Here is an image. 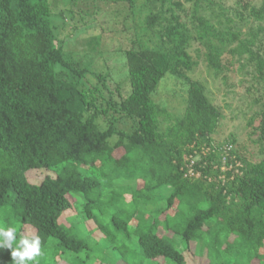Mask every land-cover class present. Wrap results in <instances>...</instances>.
Wrapping results in <instances>:
<instances>
[{
    "label": "trees",
    "instance_id": "1",
    "mask_svg": "<svg viewBox=\"0 0 264 264\" xmlns=\"http://www.w3.org/2000/svg\"><path fill=\"white\" fill-rule=\"evenodd\" d=\"M137 1L0 0V264H264V110L247 124L256 155L233 135L216 143L222 113L188 76L202 60L225 81L236 63L264 84V25L240 39L200 15L210 0H144L139 26L157 40L133 29L103 73L90 68L102 33L78 54L58 40L80 4L134 15ZM193 41L205 48L196 60ZM166 76L184 88L180 116L152 99Z\"/></svg>",
    "mask_w": 264,
    "mask_h": 264
},
{
    "label": "rangeland",
    "instance_id": "2",
    "mask_svg": "<svg viewBox=\"0 0 264 264\" xmlns=\"http://www.w3.org/2000/svg\"><path fill=\"white\" fill-rule=\"evenodd\" d=\"M143 2L144 0L137 1L134 7V15L123 4L99 5L96 12L91 5L80 4L79 8L81 7L82 11L73 10L74 12L71 16L67 15L66 23L57 29L58 40L68 42L69 50L71 49L75 54H78L85 49L84 42L88 37L102 33L104 43L100 51L102 50V53L105 52V54L103 56L97 55L93 60L91 55H85L83 60L81 59V65L90 64L92 60L91 70L103 73L107 67L115 66L114 61L117 57L110 56L112 50L130 46L133 29H136L138 34H142L144 41L150 40L149 44L151 45L157 40L156 36L150 32L142 33V28L139 26L143 17L139 13H144L147 10V8H144L139 11L141 6L144 5ZM210 3L201 5L200 15L219 28L228 27L231 31L238 32L240 39L245 38L249 32L255 31L258 25H264L255 21L254 17V15L264 12V0H210ZM69 8L67 5H59L53 12L68 11ZM184 8L185 13L182 17L186 18V15L188 17L190 13V5L185 4ZM223 14L225 18L230 19L232 22L226 23ZM258 41L259 56L264 60V33L260 34ZM204 51L205 48L198 44L197 41H193L189 48V53L194 60H196V54L202 55ZM104 58L110 59L106 62ZM239 68L240 66L235 63L233 67H230V71H225L223 75L226 80L224 81L221 77H215L207 69L204 61L199 60L198 65L188 73V76L192 80L200 81L205 86L208 99L222 113V120L212 139L216 143H221L226 141L229 135H233L237 142L236 149L238 152H241V148L244 147L245 154L250 157V154L256 155L258 147L250 143L247 124L255 113L264 110V84L255 79V75L252 74V69L249 66L245 65L242 70ZM87 78L90 82H94V79L90 76ZM152 99L169 113L176 116H180L183 113L185 106L184 88L178 80L170 76H166L159 83ZM256 158L255 156L254 159ZM221 169L224 170L225 167L222 166ZM197 177L198 173H195L193 178ZM27 179L31 183H38L40 176L29 172ZM166 191L165 189L164 193L168 192ZM61 222L68 226L71 220L62 219ZM96 252L101 253V259L111 260L110 257L112 256L109 253L107 255L106 250L100 245L96 247ZM198 252L199 249H196V255ZM200 262L202 264L206 263L203 259ZM58 264L65 263L59 262Z\"/></svg>",
    "mask_w": 264,
    "mask_h": 264
},
{
    "label": "built area",
    "instance_id": "3",
    "mask_svg": "<svg viewBox=\"0 0 264 264\" xmlns=\"http://www.w3.org/2000/svg\"><path fill=\"white\" fill-rule=\"evenodd\" d=\"M192 165H193V161H191L189 163V165L187 166V173H186V175L189 176V177H193L194 174H195V172L192 169Z\"/></svg>",
    "mask_w": 264,
    "mask_h": 264
}]
</instances>
